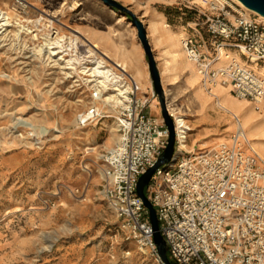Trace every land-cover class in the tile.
I'll list each match as a JSON object with an SVG mask.
<instances>
[{
	"label": "rangeland",
	"instance_id": "1",
	"mask_svg": "<svg viewBox=\"0 0 264 264\" xmlns=\"http://www.w3.org/2000/svg\"><path fill=\"white\" fill-rule=\"evenodd\" d=\"M17 1L0 3H8L15 9L14 15L23 19L43 17L46 25L48 19L54 21L44 33L56 28L72 37V29L81 31L82 38L89 36L98 41L103 47L99 51L112 62L122 64L134 77L145 112L163 119L148 58L128 14L112 10L102 0H29L26 7ZM116 1L145 27L155 18L157 23L169 24L171 33L183 28L186 34H192L195 23L202 19L199 12L188 10L175 0ZM79 11L81 15L75 16ZM254 18L264 23L258 15ZM120 19L124 22L118 24ZM159 27L149 31L146 27L147 35L166 106L182 115L192 128L187 147L197 149L207 141L201 134L212 127L213 121H219L213 125L217 137L224 136L230 124L233 132L236 120L218 105L217 98H207L210 94L196 97V88L205 85L199 75L198 82H193L188 68L175 66L173 50ZM36 28L42 29V25ZM13 29L4 33L8 38L0 43V264H163L127 239L121 221L104 197L103 159L118 140L116 112L102 107L111 118L81 125L79 116L89 105L91 89L86 85L72 88L76 78H66L58 66L42 56L29 57L31 53L22 50L24 42L28 51L34 47L31 36L17 39ZM81 39V46H87ZM99 40H106L109 45L106 47ZM124 54L136 65L140 55L145 56L144 80L121 59ZM237 54L245 66L250 65ZM184 59L188 60L186 53ZM259 65L263 67L264 62ZM254 71L264 79V75ZM224 88L240 106L252 108L251 115L260 124L247 122L250 139L261 146L256 149H264V102L239 99L230 87ZM240 106L235 109L241 112ZM91 146L96 150H86ZM244 150L251 152L246 146Z\"/></svg>",
	"mask_w": 264,
	"mask_h": 264
},
{
	"label": "built area",
	"instance_id": "2",
	"mask_svg": "<svg viewBox=\"0 0 264 264\" xmlns=\"http://www.w3.org/2000/svg\"><path fill=\"white\" fill-rule=\"evenodd\" d=\"M175 1L202 16L181 45L207 89L230 87L239 99L263 103L264 79L254 69L235 59L218 66L221 53L233 51L252 64L264 62V23L254 18L257 14L233 0ZM88 43L77 42L78 71L100 67L109 81L103 85L100 78L92 83L96 86L79 123L111 118L104 107L116 112L118 140L103 159L104 197L127 239L161 260L137 185L163 155L169 130L163 119L145 112L138 84L126 67ZM117 94L108 104L111 107L100 103L101 98ZM168 113L175 127V159L156 170L145 194L155 209L170 260L175 264H264V162L241 146L246 138L238 121L231 144L186 150L183 145L188 144L191 130Z\"/></svg>",
	"mask_w": 264,
	"mask_h": 264
},
{
	"label": "bare ground",
	"instance_id": "3",
	"mask_svg": "<svg viewBox=\"0 0 264 264\" xmlns=\"http://www.w3.org/2000/svg\"><path fill=\"white\" fill-rule=\"evenodd\" d=\"M199 1L201 2L202 0H199ZM233 1L239 6L244 7L239 1L237 0H233ZM17 3L19 6L24 7L26 5H29V0H18ZM13 10L15 9L11 8V6L8 3H5L4 5L0 3V43L6 42V39L8 38V36L4 33L5 32L7 33L8 31H10L9 28H14L16 30L13 31L14 30L13 29L12 32L14 33V36L17 39L26 40L25 39L26 37L31 36L30 40L31 42H33L34 47L28 51V49H26L27 43L24 42L25 43L24 49L22 51L31 53L29 57L38 56V55L42 56V58H46L47 61L49 60L50 62H53L54 64L53 66H56V67L58 66V68H60L64 72V74L66 75V78H71V79L76 78V80H74L75 85H73L72 88H75V86L82 87V85H86L88 89H92L96 86V85H92V83L94 81H98L100 78H103V80L100 79V82L103 85H106V82L109 81V77L106 72H103L102 70L99 69L100 67L90 72L89 71L87 72L85 69H82V68L81 70L78 71L77 65L79 61L76 58V56H74V53L77 51V48H78L77 42H79V39L82 38V36H80L82 35L81 31L72 30V29L70 30V34H72V37H75V39L67 35H64L63 30L61 31L56 28H52V30L55 29L54 33H52L51 30L50 31L48 30L47 33L46 32L44 33L45 29L53 26L54 21H51L50 19H48L49 24L46 25L45 23H43L45 20L43 17H40L37 20L23 19L21 17H18V15H14ZM81 11H83V9ZM81 11L75 14V16L81 15ZM259 17L262 20H264V17L262 16H259ZM120 22H124V19H120L118 24ZM25 23L31 24V26H28ZM40 25H42V29L36 28L38 26L40 27ZM158 26H160L159 28H161V30L163 29V32L166 34L165 37L167 39L169 47L173 50L175 66H182L184 68H188L191 71V79H193V82L197 83L198 74L197 75L195 74L196 69H194V64L184 59L185 51L183 47L181 46V40L186 35L185 30L183 28H180L179 31H177L176 33H171L172 30L169 24L157 23L155 21V18L152 21H150V24H148L146 27L148 28V31H149V30H157ZM41 39L43 43L36 44V42H38ZM80 41H82L84 45L85 44L90 45L88 42H91V44H93L95 48L101 49L102 47L98 41H92V39H90L89 36H87V38L83 37ZM231 59H235V60L237 59L240 61L241 64H244V62L241 60V58L236 52L235 53L234 52L233 53L222 52L219 57L218 64L222 65L223 63H226V62L228 63ZM101 62L103 61L101 60ZM101 62L100 61L98 62V66L101 65ZM248 67L253 68L259 74L264 75V66L260 67V65L257 63L255 64L250 63ZM97 76L99 77L95 79H90V77H97ZM219 87L220 86L214 88L213 90H208L205 86L198 87L196 88V95H197L196 97H198V99L203 98V96L204 98H206V95L210 94L209 97L207 96V98H212V97L217 98L218 105L221 108L225 109L226 111L230 112L235 118V120L237 119L235 123L236 127H237V121H238L239 125L243 129V132L246 138V143L242 142L241 146H243L244 149H245V146L250 148V150L254 154H256L260 160L264 162V149H261V148L259 150L256 149L257 147H261V146H259L255 142L254 143L252 142L253 140L250 139V132L247 126V122L249 121L251 122L252 120H253L252 122L254 126H258L260 124V122L255 121L256 119H254L253 116L251 115L252 108L246 110L244 107L240 106V103H238L236 100H233L231 97L228 96V88H224V87L219 88ZM206 91H208L209 93H207ZM117 96L118 94L116 96H109L107 99L101 98L100 103L104 106H109L115 101ZM78 102H80V100L76 101V103ZM227 104H229L231 107H228ZM239 106L240 108H242L240 109L241 112L235 109V108H238ZM167 110L172 114V116L175 117L177 122L183 123L185 128H190V130L192 131L191 126L187 124V121L182 117V115L175 114L169 106L167 107ZM114 130H116V128L112 129V131ZM43 132L45 133V130H43ZM183 148H186V150L189 149L187 145H183ZM86 150L95 151L96 148L91 146V147H87Z\"/></svg>",
	"mask_w": 264,
	"mask_h": 264
},
{
	"label": "water",
	"instance_id": "4",
	"mask_svg": "<svg viewBox=\"0 0 264 264\" xmlns=\"http://www.w3.org/2000/svg\"><path fill=\"white\" fill-rule=\"evenodd\" d=\"M106 6L112 10H117L128 14L131 17L132 24L138 31V38L142 44L146 57L148 58V68L152 77V82L155 88V93L158 95L161 104L162 118L169 130V141L163 155L158 159L155 165L149 168L140 178L137 185V194L142 199L145 207L149 211L150 223L154 230V243L157 246L158 254L163 264H172L168 257L165 241L159 232L158 219L156 212L145 194V188L149 185L152 176L160 167H166L173 163L175 159V127L174 121L170 117L164 99V91L161 83L160 73L157 68V63L154 58L153 50L148 39L147 30L142 21H140L130 10L122 6L116 0H102ZM248 10L264 17V0H237Z\"/></svg>",
	"mask_w": 264,
	"mask_h": 264
},
{
	"label": "crops",
	"instance_id": "5",
	"mask_svg": "<svg viewBox=\"0 0 264 264\" xmlns=\"http://www.w3.org/2000/svg\"><path fill=\"white\" fill-rule=\"evenodd\" d=\"M206 38H207V36H206ZM99 41L103 45H105L106 47L109 45L106 42V40H99ZM121 48H122V46H121ZM121 51H122V49H121ZM121 59H123L124 61H126L125 63H128L130 65L131 70L136 73L138 78L140 77L141 80H144L145 76L143 75L144 74L143 69H146L145 56L140 55V57L138 58V65H136L133 60L129 59L128 55H126V54L122 55ZM226 64H227V62L223 63L222 65L218 64V66H225ZM207 123H208V121H207ZM210 123H211L212 127L210 129L205 128V131L201 134V137L206 136V139H208V140L204 141L202 144H200L198 146V149L212 150L214 148H217L221 144H231L232 136L236 132V128H234V130L232 132V129H233L232 124L227 125L226 132L223 134L224 136L217 137L218 131H217V129H215L213 127V125H215V123H219V121L218 122L213 121ZM228 133H230V134H228Z\"/></svg>",
	"mask_w": 264,
	"mask_h": 264
},
{
	"label": "trees",
	"instance_id": "6",
	"mask_svg": "<svg viewBox=\"0 0 264 264\" xmlns=\"http://www.w3.org/2000/svg\"><path fill=\"white\" fill-rule=\"evenodd\" d=\"M145 193H146V188H145ZM168 257H169V255H168ZM172 262V261H171ZM172 264H175L174 262H172Z\"/></svg>",
	"mask_w": 264,
	"mask_h": 264
}]
</instances>
